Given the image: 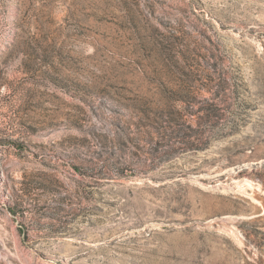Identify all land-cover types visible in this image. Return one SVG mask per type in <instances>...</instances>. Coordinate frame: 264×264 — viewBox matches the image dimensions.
<instances>
[{"label": "rangeland", "instance_id": "rangeland-1", "mask_svg": "<svg viewBox=\"0 0 264 264\" xmlns=\"http://www.w3.org/2000/svg\"><path fill=\"white\" fill-rule=\"evenodd\" d=\"M0 264H264V0H0Z\"/></svg>", "mask_w": 264, "mask_h": 264}]
</instances>
